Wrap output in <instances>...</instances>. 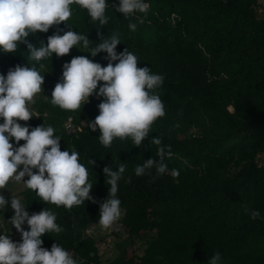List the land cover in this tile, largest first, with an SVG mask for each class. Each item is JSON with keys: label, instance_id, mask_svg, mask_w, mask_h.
<instances>
[{"label": "trees", "instance_id": "trees-1", "mask_svg": "<svg viewBox=\"0 0 264 264\" xmlns=\"http://www.w3.org/2000/svg\"><path fill=\"white\" fill-rule=\"evenodd\" d=\"M144 2L150 5L146 13L124 18L115 10L118 0H106L104 26L73 3L67 25H53L26 38L35 47L46 46L49 36L71 30L86 35L89 48H94L101 37L117 33V54L126 48L137 57L138 68L162 75L155 94L164 103L165 115L152 124L139 147L131 137L114 138L105 147L99 129L88 128L99 115L103 97L93 93L75 111L51 103L56 83L62 82L60 64L86 56L104 67L109 62L106 53L92 57L77 45L62 57L53 54L35 62L28 59L27 44L12 53L0 50V75L33 64L44 75L43 91L31 105L36 116L19 122L30 131L52 126L60 150L79 153L93 185L91 200L70 209L43 202L25 186L21 203L30 216L45 208L53 212L63 229L44 234L43 248L50 251L56 243L78 264H100L95 241L85 231L99 224L100 205L110 188L103 169L116 171L123 164L116 194L121 201L118 223L127 240L142 242V248L139 255L128 256L119 244L118 255L108 264H208L217 252L219 264H264V0ZM129 23L137 25L135 31L129 30ZM100 86L102 82L96 91ZM69 117L72 134L63 128ZM153 137L171 147V157L164 160L168 171L157 177L153 167L151 175L138 177L137 166L149 158L161 160L150 142ZM173 169L179 171L176 178ZM5 210L4 216L11 217L7 205ZM251 211H259V217L252 219ZM23 227L28 230L26 223Z\"/></svg>", "mask_w": 264, "mask_h": 264}, {"label": "clouds", "instance_id": "clouds-1", "mask_svg": "<svg viewBox=\"0 0 264 264\" xmlns=\"http://www.w3.org/2000/svg\"><path fill=\"white\" fill-rule=\"evenodd\" d=\"M73 3L86 9L91 20L98 21L100 26L107 24L106 0H0V50L12 53L19 44H27L28 59L35 62L53 54L62 57L77 45L87 49L85 52L92 57L106 53L109 62L104 67L86 56H78L65 63L62 82L56 83L51 103L63 110L75 111L81 109L93 93L103 97L98 105L99 115L88 123V128L92 131L99 129V141L105 147L110 146L114 138L123 140L127 137H131L134 145L139 147L148 138L152 124L165 115L164 103L155 94L164 77L151 74L148 67L138 68L137 57L126 48L117 54L115 49L121 44L117 33L109 38L101 37L102 42L94 48H89L91 42L86 35L71 30L63 35L49 36L46 46L41 43L35 47L27 43L26 38L30 34L46 33L51 26L68 21L72 16L70 5ZM149 7L144 0H118L115 10L128 18L134 12L146 13ZM139 22L143 23V20ZM128 27L130 31H135L137 25L129 23ZM115 61L118 62L114 64ZM43 82L44 75L35 64L16 66L8 71L6 77L0 75V119H3L0 124V189H5L10 180L23 183L25 188L35 191L43 202L70 209L91 200L93 185L88 182L87 168L79 162V153L75 150L61 151L60 138L54 135L52 126L42 124L30 131L27 126L18 123L33 118L27 105L34 103V96L43 91ZM100 82L102 86L96 91ZM12 139L25 143L14 148L10 143ZM150 142L157 146L156 155L161 160L156 163L149 158L137 166L135 175L138 177L146 173L151 175L149 170L153 167L157 177L168 171L164 160L172 155L170 145L164 146L157 137ZM21 166L22 170L18 171ZM103 172L109 177L107 183L110 188L106 200L100 205L99 224L108 229L121 217V201L116 194L125 168L121 164L116 171L105 167ZM25 176L28 179L23 181ZM171 176L178 177L179 171L173 169ZM6 203L0 195V210L5 208ZM25 208L19 198L11 199L14 211L11 224L20 233L21 242L14 243L7 235H0V264H78L68 251L56 243L50 251L42 247L41 237L44 234L63 231L55 222L56 215L45 208L30 216ZM259 215V211L250 213L252 219ZM25 223L28 230L22 228ZM220 261L221 255L217 252L208 259V264H219Z\"/></svg>", "mask_w": 264, "mask_h": 264}, {"label": "rangeland", "instance_id": "rangeland-1", "mask_svg": "<svg viewBox=\"0 0 264 264\" xmlns=\"http://www.w3.org/2000/svg\"><path fill=\"white\" fill-rule=\"evenodd\" d=\"M63 65H59V69L63 71ZM40 94L34 96L37 98ZM32 103H29L27 106L32 111ZM32 113L35 115L34 111ZM36 116V115H35ZM21 126H25L18 121ZM10 143L13 144L14 148L19 147L18 144L10 140ZM264 160V158H262ZM262 160V161H263ZM19 170H22V166ZM23 182V181H22ZM24 184L17 183L15 181H9L5 189H0V195H2L6 200V205L9 208L11 217L14 215V211L11 209V199L19 198L21 201L20 192L23 190ZM6 211L5 208L0 210V235H7L14 243L21 242V235L11 224V217L7 218L4 216L3 212ZM22 228L24 229L23 225ZM88 235L95 241L97 247V255L99 257L100 264H108L112 259L118 255V245L121 244L124 248L125 253L130 256L131 254L139 255L142 242L133 241L129 242L127 240L125 232L120 228L118 221L114 223L110 228L104 229L97 224L94 226V229L88 231Z\"/></svg>", "mask_w": 264, "mask_h": 264}, {"label": "built area", "instance_id": "built-area-1", "mask_svg": "<svg viewBox=\"0 0 264 264\" xmlns=\"http://www.w3.org/2000/svg\"><path fill=\"white\" fill-rule=\"evenodd\" d=\"M63 128H64V131L66 134H72L74 133V128H73V125L71 123V118H67L63 124ZM78 130V129H77ZM91 230V229H88L86 230V234H88V231Z\"/></svg>", "mask_w": 264, "mask_h": 264}]
</instances>
